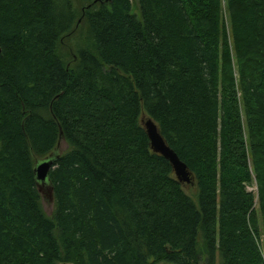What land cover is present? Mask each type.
<instances>
[{
	"label": "trees",
	"instance_id": "obj_1",
	"mask_svg": "<svg viewBox=\"0 0 264 264\" xmlns=\"http://www.w3.org/2000/svg\"><path fill=\"white\" fill-rule=\"evenodd\" d=\"M134 1L0 0V264H264V0Z\"/></svg>",
	"mask_w": 264,
	"mask_h": 264
},
{
	"label": "water",
	"instance_id": "obj_2",
	"mask_svg": "<svg viewBox=\"0 0 264 264\" xmlns=\"http://www.w3.org/2000/svg\"><path fill=\"white\" fill-rule=\"evenodd\" d=\"M141 122L146 130L152 150L161 154L170 162L177 180L184 183H192V176L186 164L182 162L177 154L166 144L154 121L151 118L142 117ZM54 154L55 152H52L43 159H37L34 165L37 189L41 195L44 209L48 213L51 212L53 205L52 189L48 182V171L53 165V160L55 159V157H53ZM45 203L50 207V210L46 209Z\"/></svg>",
	"mask_w": 264,
	"mask_h": 264
},
{
	"label": "rangeland",
	"instance_id": "obj_3",
	"mask_svg": "<svg viewBox=\"0 0 264 264\" xmlns=\"http://www.w3.org/2000/svg\"><path fill=\"white\" fill-rule=\"evenodd\" d=\"M132 9L133 11H137V5L135 4V1L132 0ZM223 15H222V18L224 20V23H225V27H226V30L227 32L229 33V19H228V13H227V10L226 8L223 9ZM78 33L83 36L84 33H85V27L83 26L80 30H78ZM243 120L244 119V115H243ZM248 189L253 191V193L255 194V213H256V216H257V219H258V231H259V245L261 247V250H262V253L264 255V236H263V232L261 230V215H260V211L258 209V193H257V185H256V181L255 179H253V182L250 186H248ZM184 190L189 194V195H192L194 194L195 190H194V187L193 185H190V184H185L184 185ZM45 207L47 210H50V207L45 203Z\"/></svg>",
	"mask_w": 264,
	"mask_h": 264
}]
</instances>
